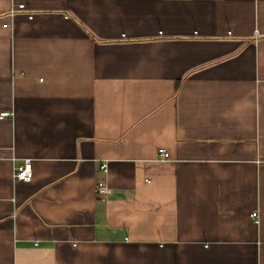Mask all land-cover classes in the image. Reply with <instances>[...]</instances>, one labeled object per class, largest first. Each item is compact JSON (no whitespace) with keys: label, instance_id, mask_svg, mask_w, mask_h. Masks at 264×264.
<instances>
[{"label":"crops","instance_id":"1","mask_svg":"<svg viewBox=\"0 0 264 264\" xmlns=\"http://www.w3.org/2000/svg\"><path fill=\"white\" fill-rule=\"evenodd\" d=\"M1 113L0 264H264V0H0Z\"/></svg>","mask_w":264,"mask_h":264},{"label":"built area","instance_id":"2","mask_svg":"<svg viewBox=\"0 0 264 264\" xmlns=\"http://www.w3.org/2000/svg\"><path fill=\"white\" fill-rule=\"evenodd\" d=\"M23 6L20 5L19 8H22ZM12 14V13H11ZM7 113H1L0 116H6ZM159 156L162 160H166L168 158V153L165 152L163 149H160L158 151ZM100 169L102 172H106V164L103 163L100 166ZM12 178L16 181H22V182H28L31 178V164L29 160H25L22 165H19L17 167H14L12 170ZM107 187L104 184V182L99 181L95 185V193L98 195H102L106 193ZM251 216L255 218V222H257V212H252Z\"/></svg>","mask_w":264,"mask_h":264}]
</instances>
